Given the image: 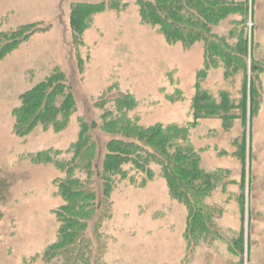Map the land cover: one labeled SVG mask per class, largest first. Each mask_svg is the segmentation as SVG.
Listing matches in <instances>:
<instances>
[{
    "label": "rangeland",
    "instance_id": "374dc122",
    "mask_svg": "<svg viewBox=\"0 0 264 264\" xmlns=\"http://www.w3.org/2000/svg\"><path fill=\"white\" fill-rule=\"evenodd\" d=\"M77 4L103 5L79 35L71 24ZM242 19L241 10L233 9L210 31L231 47L242 29L247 32L246 73L238 69L226 76L221 63L202 71L205 42L186 46L169 39L143 20L138 0H0V35L34 27L0 58V264H64L62 256L46 255L58 241L55 212L64 204L58 189L64 170L37 159L69 161L81 124H101L103 113L115 116L121 100L127 105L121 120L142 129L160 126L170 153L183 149L198 158L211 179L199 212L211 211L212 225L190 224L188 200L160 165H127L126 175L113 183L104 217L96 211L86 231L90 264H264V0H247ZM252 64L258 67L252 76L257 104L250 112ZM56 70L75 105L65 126L38 124L24 136L16 134L14 110L21 96ZM199 93H206L213 109L196 120ZM224 100L228 111L218 115ZM114 129L92 130L97 168ZM94 186L99 203L100 179Z\"/></svg>",
    "mask_w": 264,
    "mask_h": 264
},
{
    "label": "trees",
    "instance_id": "16d2710c",
    "mask_svg": "<svg viewBox=\"0 0 264 264\" xmlns=\"http://www.w3.org/2000/svg\"><path fill=\"white\" fill-rule=\"evenodd\" d=\"M143 20L152 23L165 32L169 39H175L189 46L196 40L205 42V66L223 64L225 75H231L241 69L246 73L248 56L247 32L242 29L237 43L231 47L223 39L213 37L211 28L223 17V13L239 8L246 19L247 0L243 4H233L222 0H138ZM103 5L77 4L72 8L71 24L75 34L80 33V27L88 23L89 17ZM115 8L114 5H112ZM34 27L28 26L9 34L0 35V58L14 49L32 33ZM258 67L252 64L248 84L250 112L256 107L257 85L255 77ZM246 78L243 83L241 114L245 112ZM198 101L193 108L196 120L211 113V101L206 93L196 95ZM124 99H130L128 96ZM196 100V99H195ZM194 100V101H195ZM124 100L116 104L115 116L103 113L99 119L101 124L92 122L89 126L81 124L80 133L72 147V158L67 162H56L50 157H38L37 160L54 162L64 170V178L58 181V189L64 199V204L56 210L59 220L57 231L58 241L50 246L46 255L50 257L62 256L64 264H90L88 252L90 239L87 229L93 220L96 211H102L109 206V194L116 178L124 177V167L132 165L136 170L148 169L149 164H158L162 167L166 177L174 185L178 194L188 200L191 225L205 228V224L212 225V212H199L202 206L203 194L210 189L211 179L204 174L198 158L185 150L178 149L170 153L167 149V132L160 126L154 125L142 129L131 122L121 120L127 107ZM131 103V101H130ZM124 104V105H123ZM132 105V104H131ZM74 99L62 73L58 70L25 92L20 99L19 106L14 110L15 132L20 136L29 133L36 125L65 126L67 117L74 111ZM218 115L227 113L228 107L223 105L217 108ZM214 112V111H213ZM112 116V118H110ZM117 116L120 117L117 118ZM222 116V117H223ZM123 122L116 128L118 122ZM114 129L113 138L106 144V153L101 167L95 165L97 144L92 130L96 127ZM146 148L149 150L147 151ZM101 168V169H100ZM82 173L83 179L76 177ZM95 178L100 179L102 194L99 203H96ZM210 191V190H209ZM104 217V214L102 215ZM101 216L96 221L100 223ZM243 239L239 238V251H243ZM97 260L94 264H100Z\"/></svg>",
    "mask_w": 264,
    "mask_h": 264
}]
</instances>
